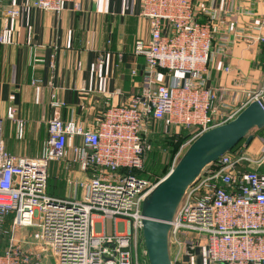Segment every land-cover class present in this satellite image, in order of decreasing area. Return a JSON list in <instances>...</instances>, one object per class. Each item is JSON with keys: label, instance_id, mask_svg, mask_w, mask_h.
<instances>
[{"label": "built area", "instance_id": "1", "mask_svg": "<svg viewBox=\"0 0 264 264\" xmlns=\"http://www.w3.org/2000/svg\"><path fill=\"white\" fill-rule=\"evenodd\" d=\"M32 6L61 14L79 0H32ZM150 39L133 55L144 60L141 94L110 106L95 127L53 118L37 158L10 153L0 122V264H149L142 235V205L156 184L138 178L150 150L153 123L166 132H190L173 168L202 134L237 117L264 88L238 109L219 114L217 92L209 85L214 32L197 19L193 0H140ZM1 7V0H0ZM5 14L20 15L10 8ZM264 25V22L261 26ZM264 43V36L252 38ZM0 37V44H5ZM229 72L227 68L225 70ZM138 73L137 68L132 76ZM52 105L63 107L55 96ZM14 119V109L8 110ZM25 124L16 121V137ZM76 164L87 175L82 200L48 194L52 162ZM243 147L208 167L189 188L171 222L172 264H264V182L258 164ZM172 168V169H173ZM106 222L112 231H105ZM2 240V241H1Z\"/></svg>", "mask_w": 264, "mask_h": 264}, {"label": "crops", "instance_id": "2", "mask_svg": "<svg viewBox=\"0 0 264 264\" xmlns=\"http://www.w3.org/2000/svg\"><path fill=\"white\" fill-rule=\"evenodd\" d=\"M31 2L1 0L0 37L6 43L0 44V122L10 153L37 158L49 120H75L92 129L110 106L128 104L141 94L144 60L133 51L138 41L150 39V24L141 16L140 0H79L77 7L65 4L61 14L37 9ZM193 3L197 19L212 24L215 57L209 85L217 92L216 111L226 115L264 88V43L252 41L264 36V0ZM10 8L20 9V15L7 16ZM52 96L63 107H54ZM10 108L14 119L8 116ZM18 120L25 124L21 141L16 137ZM242 147L252 159H260L264 129ZM257 166L264 182V163ZM79 174L81 181L87 180ZM81 181H68L57 198L81 200Z\"/></svg>", "mask_w": 264, "mask_h": 264}, {"label": "water", "instance_id": "3", "mask_svg": "<svg viewBox=\"0 0 264 264\" xmlns=\"http://www.w3.org/2000/svg\"><path fill=\"white\" fill-rule=\"evenodd\" d=\"M264 129V95L251 102L232 121L208 130L184 152L176 166L159 181L142 205V235L149 264H172L169 250L171 222L187 191L202 173L244 140L248 147L254 130Z\"/></svg>", "mask_w": 264, "mask_h": 264}, {"label": "rangeland", "instance_id": "4", "mask_svg": "<svg viewBox=\"0 0 264 264\" xmlns=\"http://www.w3.org/2000/svg\"><path fill=\"white\" fill-rule=\"evenodd\" d=\"M256 132L257 130L253 131V133ZM146 136L148 143L150 145V150L146 154L147 158H149V161L147 162L148 171L146 173V178L151 184L154 185L157 184L159 181H161L172 170L173 163L177 155V151L175 152V149L176 150L179 149L178 140H179V136L181 135H178L175 132L172 133L166 132L160 123H153L150 126V132L147 133ZM170 142L173 144L174 150L172 149V159L169 160V157L167 159L168 156L167 154H169L168 148ZM154 153H158L159 159L153 156ZM70 159H72V155L69 153L64 161H58V162L55 161L50 164L49 173H48L49 174L48 192L52 193L53 190L55 189L58 191L57 187L59 183H62V185H60V187L62 188L60 193L62 192L64 193L67 186L69 185L68 181H71L72 184H74L75 181L76 182L78 181V183L79 180L81 181V176H79L81 170L76 164L68 165ZM156 159L157 161H155ZM69 177H71V180L69 179ZM86 184H87V180L84 179L83 181L80 182V185H78L79 188L84 186L82 188L84 189L83 197L86 192V188H85ZM82 199L83 198H81V200ZM105 231L107 233L114 231V230L112 231V224L110 222H106ZM6 239L7 238L4 237L3 241L1 240L2 242H0V247H5Z\"/></svg>", "mask_w": 264, "mask_h": 264}, {"label": "trees", "instance_id": "5", "mask_svg": "<svg viewBox=\"0 0 264 264\" xmlns=\"http://www.w3.org/2000/svg\"><path fill=\"white\" fill-rule=\"evenodd\" d=\"M263 130V129H262ZM259 131H261V130H257V132H259ZM176 134H178V135H181V136H179V140H178V146H179V149L178 150H176L175 149V152L177 151V153L179 152V150H180V148H181V146L189 139V137H190V132L189 131H186V130H180L179 132H175ZM169 140V139H168ZM243 144H244V140L243 141H241L240 143H239V145L236 147V148H240V147H242L243 146ZM176 147V146H175ZM235 148V149H236ZM172 149L174 150V148H173V144L170 142L169 143V148H168V150H169V154H167L168 156H167V159H168V157H169V160L170 159H172ZM153 156L154 157H156L157 159H159V156H158V153H154L153 154ZM157 159L155 160V161H157ZM149 161V158H147V155L145 156V160H144V168H143V171H138V172H134L135 173V175L138 177V178H142V179H146V180H148L147 178H146V173H147V171H148V169H147V162ZM171 164V163H170ZM169 164V165H170ZM60 185H62V183H59V185H58V191L55 189V190H53V192L51 193V192H48V194L50 195V196H52V197H57V196H59L60 195V191L62 190V188L60 187Z\"/></svg>", "mask_w": 264, "mask_h": 264}]
</instances>
